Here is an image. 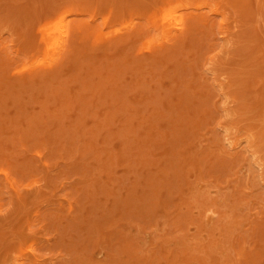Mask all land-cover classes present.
Here are the masks:
<instances>
[{"label": "rangeland", "instance_id": "374dc122", "mask_svg": "<svg viewBox=\"0 0 264 264\" xmlns=\"http://www.w3.org/2000/svg\"><path fill=\"white\" fill-rule=\"evenodd\" d=\"M0 264H264V0H0Z\"/></svg>", "mask_w": 264, "mask_h": 264}, {"label": "bare ground", "instance_id": "6f19581e", "mask_svg": "<svg viewBox=\"0 0 264 264\" xmlns=\"http://www.w3.org/2000/svg\"><path fill=\"white\" fill-rule=\"evenodd\" d=\"M129 4V3H128ZM132 4V3H131ZM132 6H134V5H132ZM38 34V33H37ZM66 34V33H65ZM62 37V36H61Z\"/></svg>", "mask_w": 264, "mask_h": 264}]
</instances>
